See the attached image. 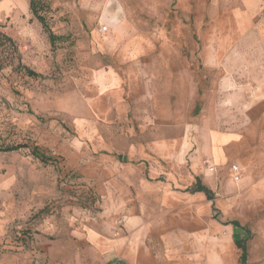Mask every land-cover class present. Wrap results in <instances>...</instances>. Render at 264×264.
<instances>
[{
	"label": "rangeland",
	"instance_id": "rangeland-1",
	"mask_svg": "<svg viewBox=\"0 0 264 264\" xmlns=\"http://www.w3.org/2000/svg\"><path fill=\"white\" fill-rule=\"evenodd\" d=\"M40 1L55 47L0 0V264H264V0Z\"/></svg>",
	"mask_w": 264,
	"mask_h": 264
},
{
	"label": "trees",
	"instance_id": "trees-1",
	"mask_svg": "<svg viewBox=\"0 0 264 264\" xmlns=\"http://www.w3.org/2000/svg\"><path fill=\"white\" fill-rule=\"evenodd\" d=\"M46 7V6H45ZM45 11L44 5L42 4V2L40 0H30V10L32 12V14L39 20V22L43 25V27L45 28V30L48 32L49 34V39H50V43L52 45V47H55L57 45V43L59 41H65L66 38L63 36H57L49 27V24L47 23L46 17L44 15L41 14V10ZM48 9V8H46ZM3 38L7 41V42H12V39L9 38L8 36L3 35ZM27 73L29 76L31 77H39L38 74H36L35 72H32L31 70H27ZM23 146H9L7 148H5L3 151L5 152H13V151H18L19 149H21ZM32 154L39 160L43 161V162H48V160H50L51 158L46 156L39 148L35 147L32 150ZM122 159V158H120ZM125 161V159H124ZM200 192V191H205L208 192L209 191L202 186L201 184H199L198 187L194 188L192 190V192ZM235 225L237 227H239V223H235ZM237 245L238 247L242 250V256H241V262L240 263H245L246 259H247V249L245 246V241L243 240H239L237 238Z\"/></svg>",
	"mask_w": 264,
	"mask_h": 264
},
{
	"label": "built area",
	"instance_id": "built-area-1",
	"mask_svg": "<svg viewBox=\"0 0 264 264\" xmlns=\"http://www.w3.org/2000/svg\"><path fill=\"white\" fill-rule=\"evenodd\" d=\"M102 30H103V31H106V30H107V27H104Z\"/></svg>",
	"mask_w": 264,
	"mask_h": 264
},
{
	"label": "crops",
	"instance_id": "crops-1",
	"mask_svg": "<svg viewBox=\"0 0 264 264\" xmlns=\"http://www.w3.org/2000/svg\"><path fill=\"white\" fill-rule=\"evenodd\" d=\"M122 262V261H121ZM119 264V263H118ZM125 264V263H124Z\"/></svg>",
	"mask_w": 264,
	"mask_h": 264
}]
</instances>
